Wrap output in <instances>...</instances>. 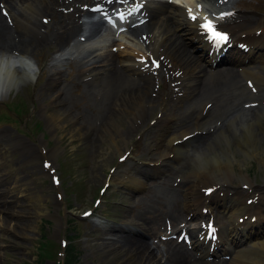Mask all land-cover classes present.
<instances>
[{
  "label": "rangeland",
  "instance_id": "374dc122",
  "mask_svg": "<svg viewBox=\"0 0 264 264\" xmlns=\"http://www.w3.org/2000/svg\"><path fill=\"white\" fill-rule=\"evenodd\" d=\"M69 1L74 3L76 7L66 12L63 8ZM30 2H32L37 14L28 13V11L17 13L23 16L25 22H28L27 24L32 21L39 26L48 25L53 32L57 31L61 25L64 26L65 23H67L64 26L66 28H68L69 23L77 25L78 13L75 10L79 9L83 3L76 0H63L56 7L52 1L49 5L44 6H37L38 3L34 0L28 2L26 0V3ZM230 7L235 10L237 17H255L259 22V27L264 30V0H239L232 2ZM4 24L6 28L7 26L10 28L11 34H14L13 31L16 33L14 22L5 20ZM40 32L42 33L41 29ZM141 33L142 31H138L137 37H140ZM8 34L5 33L6 36ZM77 35L68 37L67 40L70 38L69 43L76 41ZM6 36L2 37L6 38ZM12 36L17 40L15 35ZM32 36L30 38H37L34 37L35 34ZM51 36L52 33H43V37ZM34 43L30 46L24 44L18 46L28 47L27 53L39 67L35 81L28 84L19 83L15 87L8 88L9 90L5 88V90L0 91V118H2V120L0 119V136L6 141H10V145L5 146L6 148L0 146V191L9 187L8 184L16 175H21L29 180V185L25 181L27 195L32 196L34 192H39L44 198L51 201L43 202L44 207L48 210L45 214H42L41 203L30 202L28 220L31 224L27 225L24 222L25 226H29V229L26 230L28 235L26 239L21 238L20 235H13L7 230L5 232L6 228L0 226V264H64L66 251L64 248L66 244L69 245L70 243L75 255V260L70 264H124L125 260L121 253L112 251V248H105L106 243H110L116 238L115 235L134 236L135 239L138 238L150 243L151 246L147 243L149 246L147 253L155 252L158 254L157 258L152 260L150 264H162L164 261L163 252L169 245L168 240L174 244L178 243L180 240L177 236L180 228L187 227L188 230H194L198 227V223L207 219L205 218L206 215L201 217L196 215L193 217L194 219L189 221L184 209L182 187L186 175L187 177L191 176L192 170H190L189 164L191 156L189 153L192 151L189 150L188 154L184 153L182 161L175 162L173 167L166 169V172H154L159 160L156 155L150 156L147 150L148 135L151 133L150 130L154 121L161 118V108H164L163 111L166 112L167 107L164 105H167L168 101L169 104H173L174 91L170 74H165V72L160 74L162 78L159 77L157 84L148 92V96L155 100L154 104L146 105L145 110L139 111L140 113L138 112L139 114L137 113L135 117L123 107L118 114L119 116L116 115L111 121H105V126H101L103 121L98 118L97 111L99 110L90 101L83 83V80L89 81L86 79L89 76L85 77V75L91 68L86 63V51L79 54L78 57H72L67 64L58 69L62 73H57L56 69L54 70L53 66L51 67L49 64L53 52L59 49L57 45L51 43L50 45L36 46ZM130 44L128 46L132 49L126 48L125 44L124 47L121 45L122 48L120 46L121 49L115 47V52H111L110 48H106V51L102 49L101 52L103 55L113 53L119 58L131 50L133 51ZM74 50H77L78 53L80 51L77 46ZM138 53L142 55L141 52ZM94 66L97 68L101 65L96 66L95 64L93 69ZM53 72H56V77L51 75ZM50 75L51 81L49 80ZM239 80L242 79L239 78ZM96 82V80H92L89 84L92 85L93 83L95 86ZM247 88H243V90L248 92L245 90L240 92L241 107L239 105L235 108L228 107L229 102L225 98L230 90H219L220 92L217 91L215 94H212L213 91L210 90L212 93H202L203 97L199 93L198 101L196 100L193 107L198 108L201 102L212 100V104L215 105L213 108L217 110L219 116L220 113L228 110V113L220 118V121L226 124L227 119L233 115L234 111L240 115H246L251 110L258 109L257 106H252V108L249 105L247 107V104L244 105L243 101L247 97L256 94L249 87ZM259 90L262 91L259 92ZM258 92L260 95L262 93L261 96H263L264 87L260 86ZM61 97H66V103H58ZM181 104L185 105V101H182ZM186 107H188L187 104ZM218 115L215 114V118ZM262 125L264 127V122ZM75 126H78L76 127L77 131L74 129ZM119 135H123L125 141H119ZM206 141L207 139H199L193 146L197 149L202 147ZM113 143L116 144L117 148ZM191 147L190 145V149ZM125 150L129 151V156L119 164V155L123 154ZM256 153L257 156L253 154V157L243 162H241L240 155L234 154L233 173L235 175H232L231 185L221 184L220 191L224 195H229L235 186L245 192L239 184L241 175H246L247 181L249 180L252 186L255 185L253 191L264 190V143ZM28 157H33L34 160H30ZM138 159L139 164L136 165V169L141 170V172H137L136 176L145 183L144 187L129 189L126 186H115L110 189L107 188V193L102 192L107 174L114 170L126 171L131 167L130 170H132L134 166L131 163ZM260 159H263V163L260 162ZM46 164L49 167L47 171H44ZM159 166L161 169H165V166L160 164ZM187 172L190 173L187 174ZM18 178L24 179L23 177ZM163 181L164 184H162ZM191 181L198 184L200 179H192ZM102 193H104L102 202L95 206L94 201L100 198ZM145 200L154 202L152 204L153 214L147 216L150 218L151 223H149L153 235L147 234L146 229L123 225L125 221L129 222L138 214H142L141 203ZM145 202L148 203L149 201ZM86 209H95L94 215L98 218L96 220L103 222V219H106L111 224L101 227V225L98 226L94 222L81 218ZM161 213L165 215L161 221H157L156 217ZM171 213L178 216L176 222H171L168 218ZM212 214L219 230L229 227V220L226 215L219 213L214 208ZM251 225L249 228L237 227L236 236L231 239L233 245L238 246L244 239L255 234H261L260 232L264 230V223L259 225L257 222H251ZM187 248L190 255L197 257L196 261L199 264H212V262L218 264L224 258L221 256L223 254L221 248H216L213 253L203 258H198L199 253H197L195 246H187Z\"/></svg>",
  "mask_w": 264,
  "mask_h": 264
},
{
  "label": "bare ground",
  "instance_id": "6f19581e",
  "mask_svg": "<svg viewBox=\"0 0 264 264\" xmlns=\"http://www.w3.org/2000/svg\"><path fill=\"white\" fill-rule=\"evenodd\" d=\"M51 1L54 6H58V0H37L39 4L46 3L48 5ZM175 1L177 4L169 3L170 5L149 2V6L151 4H158L161 6L159 8L150 7V10L145 11L147 16L143 26L135 28L132 31L135 32L139 29L146 31L147 45H142L146 49V55L148 54V61L159 62L160 59H162V63L165 62L166 66H168L172 74V82L175 83V106L178 104L177 112L173 110V108H175L174 106L168 104L164 105L167 107L166 112L163 111L165 110L163 108L161 111V118L153 125L152 131L148 136L147 150L150 156H152V154L157 156L160 165L166 166L172 164L170 158L176 161L180 160L190 140L201 138V136L204 138L207 137L208 139L202 147L191 150V162L189 164H191L190 170L194 171V173L188 176L193 179H200L201 186L196 183L191 184L190 177L186 175L183 186V197L185 200L184 208L186 207L190 212L189 214L193 213V215H196L199 213L200 215L202 206L211 211L212 208L211 205H208L207 199H212L214 201L213 206L220 209L228 217L229 227L219 231L211 229L209 241L206 238L208 230L198 229L196 234L198 233L201 241L194 242V244L199 246L200 254H204V256H206L217 243L218 245H222V250L229 253L230 257L218 264H264V230L260 232L261 234H255L248 239H244L238 246L233 245L231 242V239L236 236L235 232L238 226L242 228L251 227V219H254L252 222H257L259 225L264 223V191L260 192L255 190L251 192H242L239 187H235L232 189L231 196H228L224 195V193L217 188H220L221 184L231 185L232 181L230 182V180H232V175H235L233 173V162L235 161L234 154L240 155L242 159L241 162H243L253 157V154L256 155V152L259 151V147L262 148V144L264 143V127L262 125L264 122V95L261 96L262 93L261 95L259 94L262 90H259V92L257 91L254 96H249L243 101V103H256L261 106L259 109H253L246 115H240L237 111H234L233 115L227 119L225 125H223V122L219 123L217 121H220V118L228 113V110L220 113L221 115L219 116L217 110L213 108L215 105L214 103L212 104V100L201 102L198 108L194 107V109L188 113V109L193 108L194 103L198 99L199 93H201L200 95L203 97L202 93H212L211 91H213L212 94H215V92L219 90H230L227 98L229 102L228 107L235 108L238 105L240 106L242 103L238 90L242 91V87L245 85L242 86V84H240L242 82L238 79V74H242L253 88L258 89L261 84H264L263 50L254 51V53L251 51L253 48L263 45L258 42V40L263 42L261 39L264 34L263 30L259 28L258 21L249 17L244 19L243 22H236L235 24V19L231 15L230 17H226L223 21L221 20L220 23L214 14H219L223 8H227L231 0ZM4 4H7L6 6L11 5L9 13L15 16L13 19L16 24V33L13 31L14 34H11L10 28L8 26L6 28L4 24L5 19L0 15V88L3 87L8 89L16 86L19 82H31V80H34L37 72L35 62L27 53L28 47L18 46L19 44L30 46L36 42L34 43L36 46H44L55 43L60 49L62 48L63 51L59 49V55L53 60L62 63L63 56L70 53V48L65 49L69 46L67 39L70 36L76 35L75 31L78 30V26L69 23L68 28H66L64 26H66L67 23H65L64 26L61 25L57 28V31L52 33L53 38L52 36L43 37V33L40 32V29L46 31L47 27L43 25L39 26L37 23L33 22L27 24L23 16L19 14L23 11L35 13L36 11L32 3H26L25 0H0V11L4 8L7 10ZM188 9H192V15L196 16L195 20L190 18ZM33 16L36 15L33 14ZM206 16L209 20L214 21L216 26L222 29L223 32L230 34L228 37L232 40V44L228 45V47H238L236 44L240 42L248 43L247 48H249V51H247L245 55V58L248 59L247 61L236 58L235 56L239 53L236 49H232L230 52L228 51L231 53L230 58L234 59V62L241 64L235 65L236 68L226 67L209 71L199 62L198 58L190 53L187 44L183 41L187 35L190 40L198 41L205 49H211L212 41L201 30V25H203L205 21L204 17ZM20 28L25 30L26 37L21 34ZM5 30L9 33L7 36L5 35ZM33 32H35V34L39 33V36L37 38H30ZM97 34L98 33H95V36ZM12 35H15L17 40H15ZM2 36H6V38ZM119 40L121 43L119 42V44H116V47L124 44L122 41L125 40V35H119ZM93 41L94 40L87 39L85 45L88 46L89 43ZM100 42L101 40H98L92 43V45L99 44ZM215 44L217 43L215 42ZM113 46H115V44L112 42L111 47ZM135 46L141 49L139 40ZM94 47V50L89 53L91 57L89 62H91L92 59L94 60L90 65L96 64L97 61L106 66H100L99 68L101 69L99 70L91 69L87 72V76H91L90 80H82L86 87L85 91L88 97H90V101L99 110L97 111V115L98 118L103 121L101 126H105V121H111L116 115L120 114L119 112L123 107L126 108L129 114L135 117L146 105L155 103V100L148 96V92L152 90L155 80H157L156 76H152V74L158 71V69L154 70L150 64L144 67V64L141 63L138 58L139 56H129L126 53L125 56L116 58L113 54L102 55L100 51H102L103 48L100 46ZM127 47L129 46L126 45V48ZM96 52H98V55L93 56ZM242 53L243 51H240L241 55H243ZM16 64H19L17 68L14 67ZM143 68L144 73H141ZM178 73H180V75ZM133 75L139 76V78L135 79L132 77ZM199 75H201L200 80L188 87L190 91L186 93V86L190 83L189 78L193 77L195 82V79ZM52 76L55 77L57 75L53 74ZM49 80L51 81V75ZM92 80H96L98 83L96 82L95 86H93V83L90 85L89 83ZM181 95L187 98L188 104L190 105L188 107L182 105V112L179 102L183 99L182 97L178 98ZM215 99L217 100V98ZM59 100L58 103H64L67 99L66 97H61ZM129 102L130 104H128ZM216 102H218V100ZM207 106L211 107L208 109ZM179 112L181 114H178ZM214 113L218 115L216 118ZM76 127L78 126H75V131L78 130ZM207 127H209V129H206ZM125 135L127 136V134ZM118 140L123 142L125 138L123 135H119ZM114 145L115 148H117L116 144ZM50 156H52V153H50ZM120 156H122V154ZM260 160V162L263 163V159ZM132 170L136 172V168ZM132 170L125 173L113 172L109 176L108 181L113 186L123 184L130 188H141L143 183L135 176L136 174L132 172ZM186 170L188 171V169ZM188 173L190 172H187V174ZM239 181H241V185L247 186L248 189H253L249 181H247L243 175L240 176ZM209 188H211L212 193L209 197L205 198L201 194L200 189ZM0 196L1 202H8V208L5 210L0 208L1 228L5 227V232L7 230L13 235H20L21 238L25 239L28 238L26 230L29 229V226H25V224H31L28 220L30 202L36 201V203H41L42 214H45L48 210L44 207L43 202L51 201L48 198H44L39 192H34L32 196L27 195L25 190V179H20L18 177L14 178L10 188L8 187L7 190L0 191ZM148 203L152 204L154 202L149 201ZM55 205L57 204L55 203ZM163 215L164 214L161 213L157 216V221H161ZM209 216L211 217V214ZM168 217L172 221L178 220V216L175 213L169 214ZM239 217L243 218L244 221L242 223L237 221ZM136 222V224H133L135 227L137 226L143 229L149 228L145 218L137 219ZM130 224L132 225V223ZM187 234L190 233L186 232L185 235ZM115 236V239L111 238L113 239L112 242L106 243L105 248H112V251L114 250L121 253L125 260L124 264H150L152 260L154 261V259L157 258V253H147L149 246L146 241L132 237H124L123 235ZM204 241L208 244L204 245ZM168 243V247L166 246L167 248L163 252L164 261L162 264H199L195 261L194 256L190 255L185 245L178 243L174 244L172 242ZM214 243L216 244L214 245Z\"/></svg>",
  "mask_w": 264,
  "mask_h": 264
},
{
  "label": "snow or ice",
  "instance_id": "6c2138e0",
  "mask_svg": "<svg viewBox=\"0 0 264 264\" xmlns=\"http://www.w3.org/2000/svg\"><path fill=\"white\" fill-rule=\"evenodd\" d=\"M189 12V16L191 19L195 20L196 16L192 15V9H188ZM227 14V13H225ZM205 23L203 25H201L202 27H204L206 30H208L209 32L212 33L213 37L216 39H226V37L222 36L219 32L215 31V26L214 24H212V22L208 19V17H204ZM154 66L159 67L158 64H156L155 61L152 62Z\"/></svg>",
  "mask_w": 264,
  "mask_h": 264
},
{
  "label": "trees",
  "instance_id": "16d2710c",
  "mask_svg": "<svg viewBox=\"0 0 264 264\" xmlns=\"http://www.w3.org/2000/svg\"><path fill=\"white\" fill-rule=\"evenodd\" d=\"M72 245H69L67 252H66V258H65V264H70L73 260H75V255L73 253Z\"/></svg>",
  "mask_w": 264,
  "mask_h": 264
}]
</instances>
